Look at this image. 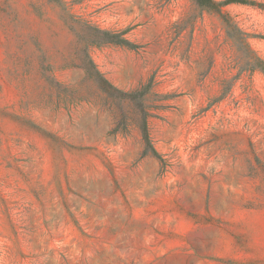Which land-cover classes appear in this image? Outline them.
I'll use <instances>...</instances> for the list:
<instances>
[{
	"label": "rangeland",
	"instance_id": "1",
	"mask_svg": "<svg viewBox=\"0 0 264 264\" xmlns=\"http://www.w3.org/2000/svg\"><path fill=\"white\" fill-rule=\"evenodd\" d=\"M222 12L0 0V264H264V0Z\"/></svg>",
	"mask_w": 264,
	"mask_h": 264
},
{
	"label": "trees",
	"instance_id": "2",
	"mask_svg": "<svg viewBox=\"0 0 264 264\" xmlns=\"http://www.w3.org/2000/svg\"><path fill=\"white\" fill-rule=\"evenodd\" d=\"M194 3L197 5V7L199 9H201V11H206V12H215L219 15H223V12H222V8L232 2H234V0H227L225 2H219V3H216L214 0H193ZM125 40L123 41H120V44H125ZM257 62H259V64H261V66H264V62L263 61H259L257 60ZM257 68H261L262 70H264L263 67H257ZM97 74L99 76H102L100 73L97 72ZM103 78V76H102ZM104 82L108 85H110L105 79H104ZM111 86V85H110ZM149 142V141H148Z\"/></svg>",
	"mask_w": 264,
	"mask_h": 264
}]
</instances>
